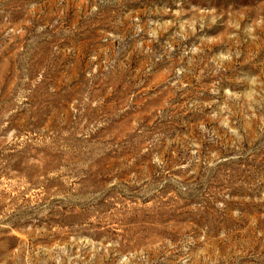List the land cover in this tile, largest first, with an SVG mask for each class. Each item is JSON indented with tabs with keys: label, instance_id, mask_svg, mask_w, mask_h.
Segmentation results:
<instances>
[{
	"label": "rangeland",
	"instance_id": "1",
	"mask_svg": "<svg viewBox=\"0 0 264 264\" xmlns=\"http://www.w3.org/2000/svg\"><path fill=\"white\" fill-rule=\"evenodd\" d=\"M0 264H264V0H0Z\"/></svg>",
	"mask_w": 264,
	"mask_h": 264
}]
</instances>
